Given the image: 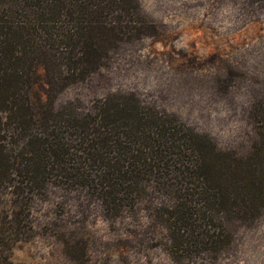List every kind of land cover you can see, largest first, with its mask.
Masks as SVG:
<instances>
[{
	"label": "trees",
	"instance_id": "trees-1",
	"mask_svg": "<svg viewBox=\"0 0 264 264\" xmlns=\"http://www.w3.org/2000/svg\"><path fill=\"white\" fill-rule=\"evenodd\" d=\"M155 31L138 0H0V264L33 236L32 203L50 185L85 193L106 218L159 200L152 212L175 262L220 254L232 225L260 217L264 100L248 108L243 152L132 93L54 106L123 45ZM39 81L41 102L32 95Z\"/></svg>",
	"mask_w": 264,
	"mask_h": 264
},
{
	"label": "rangeland",
	"instance_id": "rangeland-1",
	"mask_svg": "<svg viewBox=\"0 0 264 264\" xmlns=\"http://www.w3.org/2000/svg\"><path fill=\"white\" fill-rule=\"evenodd\" d=\"M155 33L123 45L106 68L56 96L83 106L109 93H132L177 116L222 149L250 143L247 111L264 100V0H138ZM45 101L44 84L33 87ZM146 197L106 218L81 191L48 186L32 203L33 236L7 254L12 264H264V210L232 225L220 254L173 261L165 231ZM154 215V216H153ZM68 244V245H67Z\"/></svg>",
	"mask_w": 264,
	"mask_h": 264
}]
</instances>
